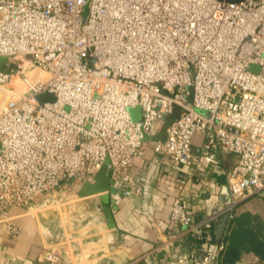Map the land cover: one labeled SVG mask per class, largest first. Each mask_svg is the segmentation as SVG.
<instances>
[{"label":"built area","instance_id":"obj_1","mask_svg":"<svg viewBox=\"0 0 264 264\" xmlns=\"http://www.w3.org/2000/svg\"><path fill=\"white\" fill-rule=\"evenodd\" d=\"M0 56L16 65L0 68L3 214L66 181H92L107 161L117 184L134 183L145 133L177 104L155 151L189 166L196 136L209 134L213 154L237 161L229 201L204 219L186 200L173 204L169 224L194 235L200 253L170 264H219L214 222L264 194V0H0ZM44 92L56 100L41 103ZM8 230L20 233L12 221Z\"/></svg>","mask_w":264,"mask_h":264},{"label":"crops","instance_id":"obj_2","mask_svg":"<svg viewBox=\"0 0 264 264\" xmlns=\"http://www.w3.org/2000/svg\"><path fill=\"white\" fill-rule=\"evenodd\" d=\"M210 142L209 134L197 135V161L189 166L163 164L162 176L151 183L147 195L140 181L138 190L119 201L113 224L108 221L107 228L86 233L84 237L90 240L82 242L80 250L79 246L51 241L59 234L53 229L49 233L44 214L38 211L41 195H36L27 206H13L7 214L0 207V264H170L178 255L190 257L200 253L195 248L197 238L185 229L174 230L168 220L178 200L189 203L197 221L204 219L218 202L229 201L226 172L236 164L237 155L213 154ZM152 156L150 149L146 156L135 160L131 167L134 177H145ZM9 221L20 228L15 237L9 234ZM229 221L223 215L214 222L215 240L225 236ZM48 252L60 256L59 260H48ZM219 264H223L222 259ZM234 264L264 263L255 252L245 250Z\"/></svg>","mask_w":264,"mask_h":264},{"label":"rangeland","instance_id":"obj_3","mask_svg":"<svg viewBox=\"0 0 264 264\" xmlns=\"http://www.w3.org/2000/svg\"><path fill=\"white\" fill-rule=\"evenodd\" d=\"M146 147L147 150L151 149L149 143ZM79 184V181L69 180L55 190L41 194L43 198L37 208L39 207L38 211L44 214L43 219L46 220L49 233L52 234L55 230L59 234L52 238L53 243L79 246L80 250L82 242L90 240L84 237L86 233L94 232L100 227L107 228L109 225L99 206V195L83 198L77 196ZM240 214H245L246 220L264 235V194H254L241 202L233 218Z\"/></svg>","mask_w":264,"mask_h":264},{"label":"water","instance_id":"obj_4","mask_svg":"<svg viewBox=\"0 0 264 264\" xmlns=\"http://www.w3.org/2000/svg\"><path fill=\"white\" fill-rule=\"evenodd\" d=\"M228 1H243V0H228ZM7 61L6 56H0V68L4 67ZM10 67L15 68L16 65L9 61L8 65L4 67L5 70H9ZM254 66H252L253 68ZM255 68V67H254ZM21 72H25L26 68H19ZM190 94L187 96L188 101L193 100V87L189 86ZM38 99L41 103L47 101H55L56 97L51 92H44L38 95ZM132 117L134 120L140 119V108L131 107L129 108ZM183 109L177 105H172V111L165 113L161 118L157 119L151 130L146 132L142 140L143 145L145 146L147 155L146 145L149 143L150 148L153 151L152 159L150 160L148 171L146 172L145 177H134V183L127 186H121L117 184L115 178H113L108 170L107 162L102 166V168L96 173L92 181L80 182L78 189L76 191L77 196L79 197H89L92 195H99V206L102 208L105 217L113 224L114 222V213L119 209V201L129 197L133 191L139 189L140 181H143L144 194L147 195L151 188V183L154 180H158L162 176V165L165 163H174L175 165H180L178 162L173 160L170 156H165L161 152H157L154 148L158 145L159 142H165L168 136V130L181 116ZM195 148V146L193 145ZM202 264V263H197Z\"/></svg>","mask_w":264,"mask_h":264},{"label":"trees","instance_id":"obj_5","mask_svg":"<svg viewBox=\"0 0 264 264\" xmlns=\"http://www.w3.org/2000/svg\"><path fill=\"white\" fill-rule=\"evenodd\" d=\"M230 221L223 237L225 250L220 258L223 264H234L245 250L255 252L264 263V235L246 220L245 214L237 215Z\"/></svg>","mask_w":264,"mask_h":264}]
</instances>
